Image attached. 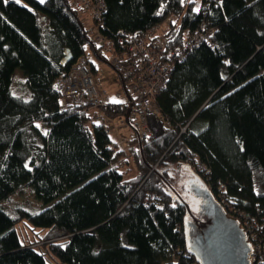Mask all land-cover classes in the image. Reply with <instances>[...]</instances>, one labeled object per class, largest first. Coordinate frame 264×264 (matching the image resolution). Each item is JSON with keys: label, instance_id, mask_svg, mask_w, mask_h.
<instances>
[{"label": "trees", "instance_id": "trees-1", "mask_svg": "<svg viewBox=\"0 0 264 264\" xmlns=\"http://www.w3.org/2000/svg\"><path fill=\"white\" fill-rule=\"evenodd\" d=\"M104 2L98 29L112 41L171 17L168 47H181L201 20L214 28L211 42L175 61L155 97L164 118L146 111L150 134L136 137L137 149L110 151L103 127L63 107L54 87L87 47L108 60L81 11L71 0H0V264H198L185 207L149 169L173 186L168 166L185 159L208 169L196 183L264 216V0ZM15 68L28 99L10 92ZM127 107L109 101L105 111L124 116ZM23 187L34 202L17 199ZM22 220L65 237L21 243Z\"/></svg>", "mask_w": 264, "mask_h": 264}, {"label": "built area", "instance_id": "built-area-1", "mask_svg": "<svg viewBox=\"0 0 264 264\" xmlns=\"http://www.w3.org/2000/svg\"><path fill=\"white\" fill-rule=\"evenodd\" d=\"M81 12L87 13L92 21L90 39L100 54L105 55L116 69L120 79L127 87L130 96L124 104L130 108L128 119L124 116H109L105 106L109 104L104 89L98 87L90 69L86 54L77 58L64 76L56 79L54 87L60 92L62 106L76 105L96 126H102L111 139V148L116 146L123 152L137 149L135 141L148 136L146 111L150 110L163 119L155 97L164 87L176 60L181 59L194 45L205 42L210 44L214 28L207 20H201L197 27L185 31L181 47H168L164 35L165 28L172 20L167 17L142 33L121 31L115 40L108 39L98 29L102 24L101 14L105 9L104 0H71ZM137 131V133H136ZM182 163L190 167L194 174L208 172L202 163L185 159ZM204 182V181H203ZM207 186V185H206ZM214 200L232 218H235L252 247L248 255L249 264H264V216L252 214L230 201L218 190Z\"/></svg>", "mask_w": 264, "mask_h": 264}, {"label": "water", "instance_id": "water-1", "mask_svg": "<svg viewBox=\"0 0 264 264\" xmlns=\"http://www.w3.org/2000/svg\"><path fill=\"white\" fill-rule=\"evenodd\" d=\"M121 83L127 96L122 80ZM129 111L130 108H127L125 113L127 119ZM137 139L140 143L138 133ZM182 164L183 167H187L185 163ZM149 169L158 175L164 185L177 197L180 204L185 207L186 218L183 225L184 233L187 236V250L195 257L198 264H249L248 255L251 253L252 247L245 233L240 228L238 221L227 215L214 200L212 193L203 181L200 180V184L196 183L197 176L189 169L195 176L194 180L187 183V187L192 195L201 199V202L197 204V211L194 213L190 204L161 172L155 167H149ZM198 214H203L204 219L198 220L196 218Z\"/></svg>", "mask_w": 264, "mask_h": 264}, {"label": "rangeland", "instance_id": "rangeland-1", "mask_svg": "<svg viewBox=\"0 0 264 264\" xmlns=\"http://www.w3.org/2000/svg\"><path fill=\"white\" fill-rule=\"evenodd\" d=\"M15 1L22 2V0ZM79 15L86 29V32L90 34L92 30V21L89 14L81 12ZM39 20L41 28L44 31V29L47 28L46 26L48 25V20L46 25L45 21L42 18H40ZM85 54L95 66V71L93 72L94 78L98 87L105 90L107 99L112 103H124L127 97L122 88L121 79L114 67L111 66L108 60H104L96 56L90 47H87L85 49ZM9 89L12 95L21 97L23 99H28L30 97L29 91L25 86V76L19 68H15L11 75V83ZM168 167L169 174L172 177L171 180L173 182V187L190 204V208L192 209V211L196 212L198 202L194 198V195L190 193L189 188L186 186L189 181L194 180V172L188 166L183 167L182 165L176 166L174 164H170ZM26 197L32 202L35 201L30 192V189L28 187H23V193L18 194L17 199L23 201ZM14 229L21 243H28L45 239L60 240L65 237V235H63L59 230L51 231L48 228L42 229L39 227H34L27 220H22L21 222L17 223L14 226ZM47 257L49 262L55 263L52 257H50L49 255H47Z\"/></svg>", "mask_w": 264, "mask_h": 264}, {"label": "flooded vegetation", "instance_id": "flooded-vegetation-1", "mask_svg": "<svg viewBox=\"0 0 264 264\" xmlns=\"http://www.w3.org/2000/svg\"><path fill=\"white\" fill-rule=\"evenodd\" d=\"M192 187H193V186H192ZM194 198L197 200L198 204L201 202V199H200V198L195 197V196H194ZM195 216H196V215H195ZM196 218H198V220H203V219H204V215H203V214H198V215L196 216Z\"/></svg>", "mask_w": 264, "mask_h": 264}, {"label": "snow or ice", "instance_id": "snow-or-ice-1", "mask_svg": "<svg viewBox=\"0 0 264 264\" xmlns=\"http://www.w3.org/2000/svg\"><path fill=\"white\" fill-rule=\"evenodd\" d=\"M44 2V0H41V3H43ZM26 167H27V165H25Z\"/></svg>", "mask_w": 264, "mask_h": 264}]
</instances>
